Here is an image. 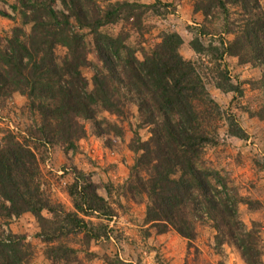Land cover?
Instances as JSON below:
<instances>
[{
    "label": "trees",
    "instance_id": "obj_1",
    "mask_svg": "<svg viewBox=\"0 0 264 264\" xmlns=\"http://www.w3.org/2000/svg\"><path fill=\"white\" fill-rule=\"evenodd\" d=\"M60 2L61 8L57 9L56 0H21L23 23L31 24V31L21 40L22 28L14 27L11 38L0 48V95L20 92L27 96L31 112L39 116L38 129L30 135L45 144L72 149L86 133L82 120L95 119L97 106L120 115L124 106L121 90L135 93L144 123L153 126L148 140L131 145L138 155L125 190L133 199L136 195L146 197L145 222L161 233L172 227L191 241L197 220L209 219L217 230V243L223 244L227 236L248 264H257L250 252L253 229L249 230L238 217V205L244 198L228 186L220 173L203 167L204 150L218 128L220 109L196 63L179 53L181 36L164 33L151 55L139 61L127 45L128 33L121 31L113 37L100 32L101 27L124 18H132L130 24L140 23L133 11L136 4L132 7L119 0L107 6L97 0ZM229 7L236 8V12ZM215 9L223 13V29L232 32L234 39L228 44L221 38L212 49L220 51L221 59L224 55L238 56L241 62L260 64L264 70V10L260 0H202L195 6L206 19ZM233 14L236 18L231 17ZM84 29L93 35L103 63V70H96L92 78V90L82 73L90 64L89 47L81 32ZM190 43L197 52L204 50L198 38ZM57 47L64 48L62 56L57 54ZM223 80L218 87L233 89L227 72ZM143 92L150 100L141 96ZM230 129L239 137L246 136L236 121ZM80 176L68 189L76 210L65 212V221L58 224L43 214L48 210L54 216L56 208L42 188L33 148L17 140L13 132L0 138V207L9 219L32 213L41 226L43 240L58 242L46 251L57 264H85L77 249L60 242L61 237L76 232L75 227L89 223L80 215L105 219L116 215L97 193V186L80 183ZM68 223L73 227L68 228ZM4 231L0 264H29L31 251L26 237ZM94 235L104 236L95 231Z\"/></svg>",
    "mask_w": 264,
    "mask_h": 264
},
{
    "label": "rangeland",
    "instance_id": "obj_2",
    "mask_svg": "<svg viewBox=\"0 0 264 264\" xmlns=\"http://www.w3.org/2000/svg\"><path fill=\"white\" fill-rule=\"evenodd\" d=\"M97 1L107 6L117 0ZM119 1H125L132 7L137 5L133 11L139 15L140 23L130 24L134 20L124 18L119 23L101 27V33L113 37L121 31L128 33L127 45L139 61L151 55L164 33H177L183 40L179 53L184 59L196 63L211 98L220 109L218 128L204 150L203 167L220 173L228 186L244 198L238 205V217L249 230L253 229L249 238L253 248L250 252L255 256L252 259L257 264H264L263 67L241 62L238 56L219 57L220 51L212 47L219 45L221 38L229 44L234 34L223 29L224 15L218 9L207 19L200 10H195L202 0ZM20 2L0 0V48L6 45V39L11 38L14 27L22 28L21 40H25V34L31 31V24L23 23ZM260 3L264 10V0ZM55 8H61L60 0H56ZM229 9L236 12V8ZM231 17L236 18L234 14ZM81 32L85 34L89 47L87 56L90 62L82 73L89 82V90H92V78L96 70H103V63L95 49L93 35L87 29ZM196 38L204 44L201 53L190 43ZM57 54L62 56L64 48L57 47ZM225 72L233 89L217 86L218 82H224ZM121 92L122 114L97 106L95 119L82 120L85 135L74 148L67 150L60 144L48 145L30 135L38 129L39 116L31 112L26 95L20 92L0 95V138L13 132L17 140L29 144L35 151L42 188L56 208L54 216L48 210L43 211L48 219L53 218L62 224L64 213L76 210L68 189L80 173V183H94L97 193L115 209V217L107 219L80 215L89 223L75 227L76 232L61 237L60 242L77 249L79 259L85 264H248L227 236L223 244L217 243L213 221L205 217L197 220L196 235L191 241L172 227L161 233L157 227L145 222L146 197L136 195L135 199L131 198L125 184L138 155L131 145H136L138 140H148L153 125L144 123L135 103L138 95L125 89ZM141 96L150 100L145 92ZM233 121L245 131L246 136L239 137L231 131ZM5 216L0 207V238L4 236L5 229L23 235L31 251L29 264H57L46 251L58 242L43 240L41 226L32 213L24 212L11 219ZM65 225L73 227L69 223ZM94 231L104 236L97 237ZM85 235L89 237L85 238Z\"/></svg>",
    "mask_w": 264,
    "mask_h": 264
}]
</instances>
